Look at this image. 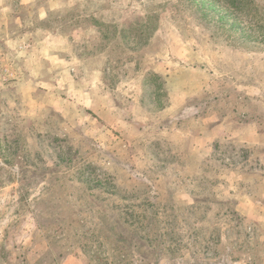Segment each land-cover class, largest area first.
Returning <instances> with one entry per match:
<instances>
[{"label":"rangeland","instance_id":"374dc122","mask_svg":"<svg viewBox=\"0 0 264 264\" xmlns=\"http://www.w3.org/2000/svg\"><path fill=\"white\" fill-rule=\"evenodd\" d=\"M0 264H264V0H0Z\"/></svg>","mask_w":264,"mask_h":264},{"label":"trees","instance_id":"16d2710c","mask_svg":"<svg viewBox=\"0 0 264 264\" xmlns=\"http://www.w3.org/2000/svg\"><path fill=\"white\" fill-rule=\"evenodd\" d=\"M208 1H212L213 3L214 2H216V1H218V0H208ZM211 6H212V4H211ZM101 183V181H98V184H100ZM158 213L157 214H154V217H158ZM154 224V219H149V221H148V223H147V225H145L146 227H144V228H151V226ZM142 226H144V225H141V229H143V227ZM137 237L139 238V235H137ZM161 237V240H163V241H159V242H162V245H164L165 244V239H163V236H160ZM143 241L144 242H146V243H149L150 244V253H152L151 251H155L156 250V248H158L160 245H159V243L157 244V247H152L154 244H155V242H153V241H147V240H144L143 239ZM134 242H137L138 243V241L137 240H134ZM139 244V243H138ZM161 244V243H160ZM141 246H143L144 247V245L142 244V242H141ZM157 253H159L158 255H160V254H162L163 252L162 251H159V252H157Z\"/></svg>","mask_w":264,"mask_h":264}]
</instances>
